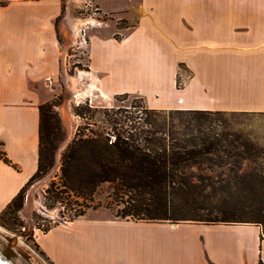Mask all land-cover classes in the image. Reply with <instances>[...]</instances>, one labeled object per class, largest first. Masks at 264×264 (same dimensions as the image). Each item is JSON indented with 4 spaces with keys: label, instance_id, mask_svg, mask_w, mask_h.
Wrapping results in <instances>:
<instances>
[{
    "label": "crops",
    "instance_id": "0c3cea01",
    "mask_svg": "<svg viewBox=\"0 0 264 264\" xmlns=\"http://www.w3.org/2000/svg\"><path fill=\"white\" fill-rule=\"evenodd\" d=\"M62 11L63 0H0V149L17 166L0 160V212L38 167L40 106L62 76ZM134 15L119 38L90 36L88 72L101 98L137 93L153 109L264 112V0H139ZM261 234L249 223L86 213L37 242L53 264H264Z\"/></svg>",
    "mask_w": 264,
    "mask_h": 264
},
{
    "label": "trees",
    "instance_id": "16d2710c",
    "mask_svg": "<svg viewBox=\"0 0 264 264\" xmlns=\"http://www.w3.org/2000/svg\"><path fill=\"white\" fill-rule=\"evenodd\" d=\"M224 111L153 109L144 102L120 116L107 114L110 131L79 132L66 146L58 181L53 179L47 188L52 204L67 203L73 197L85 204L93 202L99 188L107 184L118 218L165 223L252 222L262 228L263 238L264 147L217 123L214 116ZM40 114L37 170L2 210L5 222L11 224L17 222L15 214L22 207L26 187L54 164L57 117L50 101L40 106ZM0 160L17 168L2 149ZM87 207L75 217L85 215ZM247 211L253 214L245 220L242 212Z\"/></svg>",
    "mask_w": 264,
    "mask_h": 264
},
{
    "label": "rangeland",
    "instance_id": "374dc122",
    "mask_svg": "<svg viewBox=\"0 0 264 264\" xmlns=\"http://www.w3.org/2000/svg\"><path fill=\"white\" fill-rule=\"evenodd\" d=\"M138 5L139 0H63V11L57 22L62 50V76L53 83L49 95L52 112L57 117V121H54V139L57 147L54 164L47 174L31 182L24 190L22 207L15 214V224L5 222V215L3 211L0 212V251L14 264H53L39 247L38 234L48 227L75 219V214L85 205L88 206L86 213L95 214L96 217H116V208L108 197L107 184L99 188L93 202L86 204L75 197L67 200V203L52 204L47 188L53 179L58 181L62 153L77 133L110 131L107 114L113 116V113H117L120 116L126 109L134 111L135 106L144 105L143 98L137 93L114 95L109 101L101 98L95 90L89 91L87 79L76 80L74 83L67 78L75 76L78 70L90 71L87 54L91 34L98 32L104 36H123L135 25L134 13ZM88 17H93L96 22L73 27L75 20ZM95 61L103 67L111 66L103 58L96 57ZM185 77L186 71L182 69L177 83L179 88L183 86ZM147 86L145 84L141 90L146 92L150 89ZM74 90L83 93L82 96L74 97ZM88 95L90 96L87 97ZM103 97L107 98L106 95ZM214 117L217 118V123L226 125L229 130L243 133L264 147V112L224 111L221 116ZM252 165L257 166L250 164ZM108 205L113 207L108 208ZM247 212H242V218L245 220L253 214ZM248 223L255 224H244Z\"/></svg>",
    "mask_w": 264,
    "mask_h": 264
},
{
    "label": "bare ground",
    "instance_id": "6f19581e",
    "mask_svg": "<svg viewBox=\"0 0 264 264\" xmlns=\"http://www.w3.org/2000/svg\"><path fill=\"white\" fill-rule=\"evenodd\" d=\"M96 20L93 17L83 18V19H77L73 22V27L78 28V26L86 24V23H95ZM68 79L73 80V82H77L76 80H85L89 79V91L96 90V80L98 79L97 76L93 73L84 71V70H78L76 72L75 76H67ZM77 84V83H76ZM74 97L82 96L83 93H81L78 90L73 91ZM106 95V94H103ZM107 97V95H106Z\"/></svg>",
    "mask_w": 264,
    "mask_h": 264
},
{
    "label": "water",
    "instance_id": "95a60500",
    "mask_svg": "<svg viewBox=\"0 0 264 264\" xmlns=\"http://www.w3.org/2000/svg\"><path fill=\"white\" fill-rule=\"evenodd\" d=\"M0 264H14L13 261L6 258V256L0 251Z\"/></svg>",
    "mask_w": 264,
    "mask_h": 264
}]
</instances>
